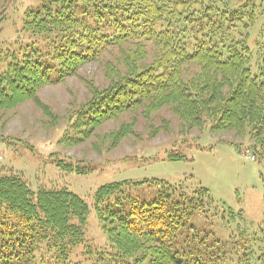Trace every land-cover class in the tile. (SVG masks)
<instances>
[{
    "label": "trees",
    "instance_id": "16d2710c",
    "mask_svg": "<svg viewBox=\"0 0 264 264\" xmlns=\"http://www.w3.org/2000/svg\"><path fill=\"white\" fill-rule=\"evenodd\" d=\"M20 32L32 42L0 53V110L37 102L39 89L63 83L110 47H136L124 53V73L110 68L109 86L71 111L59 145L79 144L129 110L150 115L170 105L187 131H234L264 157L262 0H46L24 11ZM147 44L153 60L143 64ZM167 159L184 156L169 151ZM55 167L75 176L95 170L64 158ZM92 207L105 245L87 239L90 207L80 196L55 186L32 191L19 173L0 174V264H264V230L221 242L191 225L215 209L201 187L111 182L95 190Z\"/></svg>",
    "mask_w": 264,
    "mask_h": 264
},
{
    "label": "rangeland",
    "instance_id": "374dc122",
    "mask_svg": "<svg viewBox=\"0 0 264 264\" xmlns=\"http://www.w3.org/2000/svg\"><path fill=\"white\" fill-rule=\"evenodd\" d=\"M45 1L0 0V53L15 42L21 46L32 42L20 32L21 19L27 8ZM147 47L143 64L153 60V48ZM135 49L131 44L110 47L63 83L39 89L37 102L26 100L0 110V174L19 173L32 191L55 186L80 196L90 207L85 232L95 246L105 245V237L92 207L94 192L100 185L125 180H160L188 193L204 188L215 209L195 215L190 220L192 226L221 242L242 232L260 235L264 230V157L255 153L248 136L234 131H187L186 122L170 105H163L150 115L140 107L102 122L79 144H58L66 136L71 111L85 103L94 89L109 86L113 77L110 68L124 73V53ZM120 131L127 133L117 137ZM169 151L181 153L184 160H168ZM56 158L95 170L87 176L64 173L55 167ZM149 190V196L153 195L155 189Z\"/></svg>",
    "mask_w": 264,
    "mask_h": 264
}]
</instances>
